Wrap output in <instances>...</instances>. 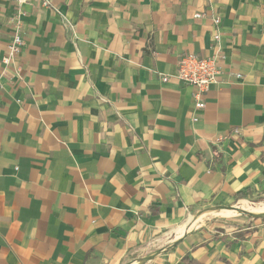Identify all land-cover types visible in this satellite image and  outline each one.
<instances>
[{"label":"crops","instance_id":"crops-1","mask_svg":"<svg viewBox=\"0 0 264 264\" xmlns=\"http://www.w3.org/2000/svg\"><path fill=\"white\" fill-rule=\"evenodd\" d=\"M48 1L5 65L0 0V264H264V218L190 228L264 195V0ZM217 50L196 110L177 63Z\"/></svg>","mask_w":264,"mask_h":264},{"label":"built area","instance_id":"built-area-1","mask_svg":"<svg viewBox=\"0 0 264 264\" xmlns=\"http://www.w3.org/2000/svg\"><path fill=\"white\" fill-rule=\"evenodd\" d=\"M33 3L39 4L41 7L49 6L48 0H14L16 14L9 19V25L12 28V37L7 46V53L3 58V63L5 65H9L21 52L24 45L22 38V21L20 18L22 6ZM196 17H199V15H196ZM214 23L218 24V21L215 20ZM213 39L216 41L218 36H214ZM218 53L217 50L215 55L211 57H202L194 54L185 55L181 57L177 63L174 78L194 89L193 98L194 108L196 110L204 108L203 98L210 87L216 83V79L220 74L219 62L221 57ZM166 80V78L162 79V81Z\"/></svg>","mask_w":264,"mask_h":264},{"label":"rangeland","instance_id":"rangeland-1","mask_svg":"<svg viewBox=\"0 0 264 264\" xmlns=\"http://www.w3.org/2000/svg\"><path fill=\"white\" fill-rule=\"evenodd\" d=\"M243 203H245L246 206H249L252 209H248L246 208L244 211H241L238 214H229L227 213L228 210H219L217 212H210L207 213L208 216V223H213L216 222L217 224H221L227 227H241L246 225V223L250 222L251 219L252 221L255 220L253 218H251L250 216L254 217L256 213H259L257 211L254 210L253 206H257L258 204H262L264 203V195L263 196H258L254 199H250V200H243V201H239L237 203H234L231 207H240ZM229 207V208H231ZM250 216H248V215ZM263 214V213H260ZM206 214L202 215L201 219L204 218V216H207Z\"/></svg>","mask_w":264,"mask_h":264},{"label":"bare ground","instance_id":"bare-ground-1","mask_svg":"<svg viewBox=\"0 0 264 264\" xmlns=\"http://www.w3.org/2000/svg\"><path fill=\"white\" fill-rule=\"evenodd\" d=\"M246 208H248V209H252V208H250L249 206H246L245 203H243L240 207H231V208H224V209L221 208V210H228L227 213L235 215V214L240 213L241 211H244ZM253 208H254L255 211L259 212V213L254 214V215H255L254 217H261V216H264V203H262V204H258L257 206H253ZM219 210H220V209H219ZM219 210H208V211H205L204 213H202V214L200 215V217H201L202 215L208 213V212H211V213H212V212H217V211H219ZM260 213H263V214H260ZM247 215H248V214H247ZM249 216H250V215H249ZM200 217H199V218H200ZM251 217H252V216H251ZM199 218H198L196 221H194V223L192 224V226H190V228H191V227H194L195 222H197V221L199 220Z\"/></svg>","mask_w":264,"mask_h":264},{"label":"trees","instance_id":"trees-1","mask_svg":"<svg viewBox=\"0 0 264 264\" xmlns=\"http://www.w3.org/2000/svg\"><path fill=\"white\" fill-rule=\"evenodd\" d=\"M244 194L243 193H239L235 196V199H242L244 198ZM226 264V261H223ZM179 264H203L202 262H200L199 260L193 258L192 256H190L189 254L184 255Z\"/></svg>","mask_w":264,"mask_h":264},{"label":"water","instance_id":"water-1","mask_svg":"<svg viewBox=\"0 0 264 264\" xmlns=\"http://www.w3.org/2000/svg\"><path fill=\"white\" fill-rule=\"evenodd\" d=\"M248 216H249V215H248ZM250 217H251V216H250ZM251 218H253V219H262V218H264V216H261V217H251ZM148 259H149V257L142 259L141 264H142V263H145Z\"/></svg>","mask_w":264,"mask_h":264}]
</instances>
